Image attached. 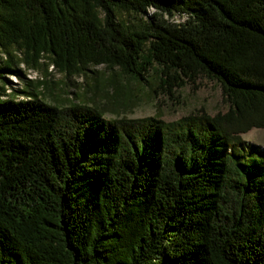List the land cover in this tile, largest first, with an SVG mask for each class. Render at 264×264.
Listing matches in <instances>:
<instances>
[{
	"label": "trees",
	"instance_id": "obj_1",
	"mask_svg": "<svg viewBox=\"0 0 264 264\" xmlns=\"http://www.w3.org/2000/svg\"><path fill=\"white\" fill-rule=\"evenodd\" d=\"M12 47L168 92L203 76L228 109L105 119L3 98ZM0 54V264H264V149L240 136L264 128V0H0Z\"/></svg>",
	"mask_w": 264,
	"mask_h": 264
},
{
	"label": "rangeland",
	"instance_id": "obj_2",
	"mask_svg": "<svg viewBox=\"0 0 264 264\" xmlns=\"http://www.w3.org/2000/svg\"><path fill=\"white\" fill-rule=\"evenodd\" d=\"M154 11L150 9L148 14ZM121 19L131 28L130 15L123 14ZM164 19L170 23L183 20L178 14L164 15ZM1 57L5 59L4 55ZM11 57L22 77L5 75L3 98L11 93H19L22 98L26 95L20 91L29 90L43 102L58 107L94 105L105 119L155 116L172 121L190 113L215 115L228 109L220 86L203 76L186 79L168 92L156 87L154 73L147 82H137L115 64L96 62L98 57L83 64L66 62L49 50L35 53L27 47H12ZM240 136L245 143L264 149V128H251Z\"/></svg>",
	"mask_w": 264,
	"mask_h": 264
}]
</instances>
